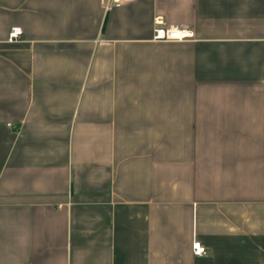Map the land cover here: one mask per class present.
<instances>
[{
    "label": "crops",
    "instance_id": "crops-1",
    "mask_svg": "<svg viewBox=\"0 0 264 264\" xmlns=\"http://www.w3.org/2000/svg\"><path fill=\"white\" fill-rule=\"evenodd\" d=\"M105 3L0 0V264H264V0Z\"/></svg>",
    "mask_w": 264,
    "mask_h": 264
},
{
    "label": "built area",
    "instance_id": "built-area-1",
    "mask_svg": "<svg viewBox=\"0 0 264 264\" xmlns=\"http://www.w3.org/2000/svg\"><path fill=\"white\" fill-rule=\"evenodd\" d=\"M135 0H106L105 7L107 11L115 7H120L124 4ZM22 29L20 27H12L9 33V40L14 41L20 39L22 36ZM196 38L195 32L181 28L178 26L169 25L163 16L155 18V29L153 40L156 42H183L194 40ZM193 253L196 256H206L208 254L207 247L199 240H195L192 245Z\"/></svg>",
    "mask_w": 264,
    "mask_h": 264
}]
</instances>
